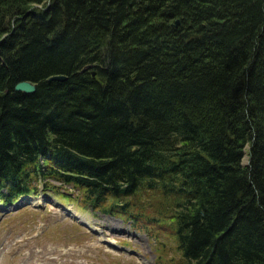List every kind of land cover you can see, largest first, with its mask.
<instances>
[{"label":"trees","instance_id":"trees-1","mask_svg":"<svg viewBox=\"0 0 264 264\" xmlns=\"http://www.w3.org/2000/svg\"><path fill=\"white\" fill-rule=\"evenodd\" d=\"M49 1L0 0L6 198L57 176L148 204L185 264H264V0Z\"/></svg>","mask_w":264,"mask_h":264},{"label":"rangeland","instance_id":"rangeland-1","mask_svg":"<svg viewBox=\"0 0 264 264\" xmlns=\"http://www.w3.org/2000/svg\"><path fill=\"white\" fill-rule=\"evenodd\" d=\"M49 2L46 0L44 9H47ZM42 6L43 4H33L31 8H42ZM243 162H247L246 157ZM45 183L55 188L53 189L55 192L46 191L43 196L42 203L47 212L36 213L26 209L21 212L0 213V264H185L177 250L174 234L169 235L165 228L171 225L170 221L162 219L160 225L152 224L151 209L148 204L147 208L137 205L138 209L143 208L144 212L150 216L146 217V220L141 219L140 229H134L131 224L133 220L125 218L115 209L111 214L95 213L94 215L75 209L76 215L81 220L102 232L107 239L112 242H115L113 239L127 242L126 245L136 250L131 252L135 254V257L129 258L126 255L124 257L118 252H111L105 247L98 246L97 242L87 235L86 230L73 224L77 223L75 219L54 207V201L58 195H76L75 189L62 186L61 182L45 179L38 180L36 185L41 188ZM77 202L74 201L73 204L77 206ZM35 221L37 224L34 223ZM36 236L38 240H34ZM65 246L69 250L63 252L62 248ZM34 250L37 252L35 258L30 259V253ZM65 253L69 255L62 257Z\"/></svg>","mask_w":264,"mask_h":264},{"label":"water","instance_id":"water-1","mask_svg":"<svg viewBox=\"0 0 264 264\" xmlns=\"http://www.w3.org/2000/svg\"><path fill=\"white\" fill-rule=\"evenodd\" d=\"M178 21L175 22L177 24ZM51 80H65V76H54L48 79V82ZM14 90L17 92H24L27 94L33 93L35 91V86L30 82H20L15 87Z\"/></svg>","mask_w":264,"mask_h":264},{"label":"bare ground","instance_id":"bare-ground-1","mask_svg":"<svg viewBox=\"0 0 264 264\" xmlns=\"http://www.w3.org/2000/svg\"><path fill=\"white\" fill-rule=\"evenodd\" d=\"M2 40H3V38L0 39V43H1ZM18 83H20V82H18ZM18 83H17V84H18Z\"/></svg>","mask_w":264,"mask_h":264}]
</instances>
